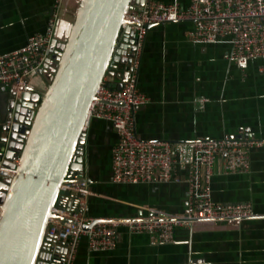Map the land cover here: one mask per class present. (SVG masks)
Masks as SVG:
<instances>
[{
    "label": "crops",
    "instance_id": "obj_1",
    "mask_svg": "<svg viewBox=\"0 0 264 264\" xmlns=\"http://www.w3.org/2000/svg\"><path fill=\"white\" fill-rule=\"evenodd\" d=\"M177 2L182 7L188 0ZM51 3L0 0V53L43 31ZM191 26L188 19L146 26L136 87L147 101L135 111V132L142 138L187 140L242 133L245 128L248 135L264 139V57L237 66L225 57L228 43L193 42L187 36ZM37 78L32 76L30 83L43 88ZM8 92L0 84V124ZM200 97L205 98L201 104ZM85 134L88 214L130 216L143 213L144 205L169 211L183 208L184 181L111 180L110 147L117 136L107 120L90 118ZM248 159V169L242 172L222 171L218 161L210 177V194L214 201L248 202L255 216L175 226L167 242L117 224L111 249L89 250L86 237L81 236L73 264H264V144L250 146Z\"/></svg>",
    "mask_w": 264,
    "mask_h": 264
},
{
    "label": "built area",
    "instance_id": "obj_2",
    "mask_svg": "<svg viewBox=\"0 0 264 264\" xmlns=\"http://www.w3.org/2000/svg\"><path fill=\"white\" fill-rule=\"evenodd\" d=\"M67 1L52 0L44 30L28 35L19 47L0 53V84L9 86L14 98L32 85L30 78L36 76L37 68L48 56L57 18ZM129 4L119 23V35L127 26L134 34L130 70L120 87L109 86L110 76L102 74L81 129L85 131L92 117L107 120L114 129L117 138L110 147L112 181H184V206L179 211H169L144 205L143 213L130 216H94L86 212V198L90 193L88 181L64 178L57 188L73 191L75 198L67 196L66 203H53L44 227V233L64 242L60 264H73L81 236L86 237L89 250L111 249L115 244L117 224L126 225L130 231L146 232L153 241L167 242L172 239L175 226H190L200 220H240L255 216L248 202L214 201L209 182L218 161L222 171H246L249 147L264 144L263 138L241 132L187 140L142 138L135 132L134 114L147 101V96L136 87L138 60L147 25L188 19L192 22L187 32L190 40L226 42L229 49L225 57L243 66L253 57H264V0H188L182 7L177 0H141L140 4L134 0ZM204 99L197 100L201 104ZM17 161L14 156L10 158L12 166L0 164V176L11 177ZM87 223L89 225L84 227Z\"/></svg>",
    "mask_w": 264,
    "mask_h": 264
},
{
    "label": "water",
    "instance_id": "obj_3",
    "mask_svg": "<svg viewBox=\"0 0 264 264\" xmlns=\"http://www.w3.org/2000/svg\"><path fill=\"white\" fill-rule=\"evenodd\" d=\"M132 1L68 0L36 70L43 88L28 85L14 98L8 86L0 164L18 161L11 177L0 176V264L61 263L64 242L44 233L46 218L53 203L75 198L60 181L85 178L81 127L98 81L107 73V84L120 87L130 70L134 34L127 26L119 35V23Z\"/></svg>",
    "mask_w": 264,
    "mask_h": 264
},
{
    "label": "rangeland",
    "instance_id": "obj_4",
    "mask_svg": "<svg viewBox=\"0 0 264 264\" xmlns=\"http://www.w3.org/2000/svg\"><path fill=\"white\" fill-rule=\"evenodd\" d=\"M71 11H72L71 9L68 10L69 13H70ZM72 13H73V12H71V14H72ZM37 77H38V76H37ZM38 78H39V77H38ZM38 78H37V79H38ZM38 80H40L41 83H39L38 81H36V83H38V84H40L41 86H43V85H44V84H43V81H42L40 78H39Z\"/></svg>",
    "mask_w": 264,
    "mask_h": 264
},
{
    "label": "flooded vegetation",
    "instance_id": "obj_5",
    "mask_svg": "<svg viewBox=\"0 0 264 264\" xmlns=\"http://www.w3.org/2000/svg\"><path fill=\"white\" fill-rule=\"evenodd\" d=\"M62 260V259H61Z\"/></svg>",
    "mask_w": 264,
    "mask_h": 264
}]
</instances>
